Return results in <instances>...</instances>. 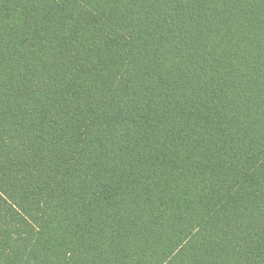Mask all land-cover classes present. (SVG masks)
<instances>
[{
  "label": "trees",
  "instance_id": "obj_1",
  "mask_svg": "<svg viewBox=\"0 0 264 264\" xmlns=\"http://www.w3.org/2000/svg\"><path fill=\"white\" fill-rule=\"evenodd\" d=\"M0 264H264V0H0Z\"/></svg>",
  "mask_w": 264,
  "mask_h": 264
}]
</instances>
